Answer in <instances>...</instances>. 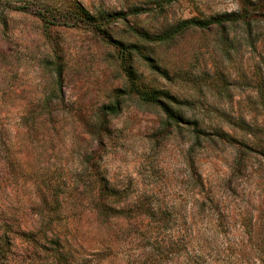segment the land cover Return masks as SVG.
Wrapping results in <instances>:
<instances>
[{"label":"rangeland","instance_id":"1","mask_svg":"<svg viewBox=\"0 0 264 264\" xmlns=\"http://www.w3.org/2000/svg\"><path fill=\"white\" fill-rule=\"evenodd\" d=\"M0 264H264V0H0Z\"/></svg>","mask_w":264,"mask_h":264},{"label":"trees","instance_id":"2","mask_svg":"<svg viewBox=\"0 0 264 264\" xmlns=\"http://www.w3.org/2000/svg\"><path fill=\"white\" fill-rule=\"evenodd\" d=\"M260 3V2H259ZM258 5L257 4H242L241 6V11L239 13H237L236 15H233L231 17H227L225 19L220 18V19H213V20H206V21H200L197 19H190V20H186L181 22L177 29L179 30H185L187 28H192V27H198V28H209L213 25H217V26H222L224 24L225 21H229V22H238V21H242V22H247L250 21L254 18L253 14H250L251 12H258V9H252V7H256ZM252 9V10H251ZM260 10V9H259ZM82 12H84L83 9H81ZM85 20H89V21H94V18L91 17V15L86 14V17H84ZM172 34V33H171ZM171 36V35H170ZM170 36H163L161 37V40H165V38H169ZM134 48V47H133ZM128 81L130 82V86H131V92L133 94H135L141 101L146 102V103H151V104H158L161 103L160 102V98H162V94L159 92H151V91H141L139 89V87L136 85L135 81L132 79V77H129ZM107 110H109V112L111 114H114L115 112H117V108H115L114 106L111 107H107ZM102 185H101V190L104 191L106 194H110V195H118L119 191L115 190V189H111L105 179L102 178Z\"/></svg>","mask_w":264,"mask_h":264}]
</instances>
